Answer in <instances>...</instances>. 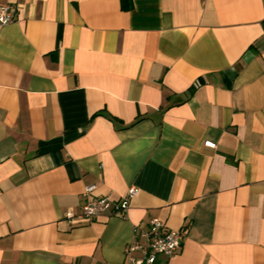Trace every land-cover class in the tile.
<instances>
[{"label":"crops","instance_id":"1","mask_svg":"<svg viewBox=\"0 0 264 264\" xmlns=\"http://www.w3.org/2000/svg\"><path fill=\"white\" fill-rule=\"evenodd\" d=\"M0 0V264H264V0ZM122 215L68 221L85 186ZM138 255L137 252H134Z\"/></svg>","mask_w":264,"mask_h":264},{"label":"built area","instance_id":"2","mask_svg":"<svg viewBox=\"0 0 264 264\" xmlns=\"http://www.w3.org/2000/svg\"><path fill=\"white\" fill-rule=\"evenodd\" d=\"M16 6L11 3L0 4V24L13 21ZM94 185L85 186L83 191L84 202L77 212L67 210L64 214L68 221H89L101 216L122 215L129 207L130 200L137 194V187L131 185L118 199L107 196H94ZM133 231L141 240L130 242L125 248L122 264H167L160 259L171 257L183 244L185 231L174 229L157 216L149 218L134 226ZM137 252L138 255H135Z\"/></svg>","mask_w":264,"mask_h":264},{"label":"trees","instance_id":"3","mask_svg":"<svg viewBox=\"0 0 264 264\" xmlns=\"http://www.w3.org/2000/svg\"><path fill=\"white\" fill-rule=\"evenodd\" d=\"M132 6L131 0H121V8L123 10H129Z\"/></svg>","mask_w":264,"mask_h":264}]
</instances>
